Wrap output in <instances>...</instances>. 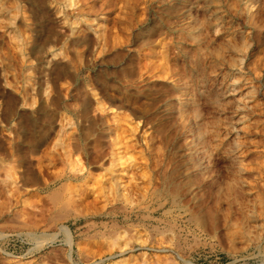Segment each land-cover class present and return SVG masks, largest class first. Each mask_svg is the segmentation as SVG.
Listing matches in <instances>:
<instances>
[{"label":"rangeland","instance_id":"1","mask_svg":"<svg viewBox=\"0 0 264 264\" xmlns=\"http://www.w3.org/2000/svg\"><path fill=\"white\" fill-rule=\"evenodd\" d=\"M66 1L0 0V264H264V0Z\"/></svg>","mask_w":264,"mask_h":264},{"label":"bare ground","instance_id":"2","mask_svg":"<svg viewBox=\"0 0 264 264\" xmlns=\"http://www.w3.org/2000/svg\"><path fill=\"white\" fill-rule=\"evenodd\" d=\"M76 0H68L66 1V3H69V6H73L75 4ZM68 6V4H67ZM68 6V7H69ZM72 8V7H71ZM63 11V10H62ZM1 26V25H0ZM73 28V27H72ZM2 29V28H1ZM21 52L23 53L22 49H21ZM60 51H56V50H53L51 52V55L54 57H57L58 55H60L59 53ZM24 55V53H23ZM48 63H50L48 61ZM122 130V132H121ZM122 127H118L117 128V133L118 131L120 132L119 135L117 136V139L116 141L114 142V146L117 147V150H113L114 152L110 153V155L112 154L113 155V158H112V155H111V162H110V168H107L105 169L108 173H109V179H107L106 181H104V178L105 176L103 177H100L99 180H97L96 182L99 184V187H98V190L100 191L99 194L105 198V202H108V203H111V202H116V203H124V204H127V205H132L133 203L136 202V200H138L139 197H141V199H143L145 201V199H147L150 195H149V192L146 190V189H142L141 188V185H139L138 183H132L131 181H137L136 178L134 177L135 175L134 174H130L128 173V176H132L131 179L129 180L128 183H124V174L127 173L128 171V168L127 166H125V162L124 160V155L123 157L121 156V154L123 153L121 150L122 149H127V143L125 145H123V140L125 138H121V135L123 134H126L128 131L124 130ZM116 133V134H117ZM146 133V132H145ZM115 134V135H116ZM116 138V137H115ZM132 146V145H131ZM97 152L95 153V157L93 158L92 157V161L94 163L96 162H100L102 160L105 159V157L107 156V152L105 150V147L104 145L100 142L97 144ZM121 151V152H120ZM70 152V151H69ZM67 151V149L64 147V155H65V160L68 162V168L64 171L63 174H61L60 176L57 177V179H59V181L61 180V183L62 181L66 180L69 183V188H68V196L70 195L69 197V203L71 204H76L79 206L82 205L84 203V200L82 199V193H81V186H79V184L71 187V182L72 181H77V180H82L83 178L85 179L86 178V174H83V171L84 169L82 168V164L79 160H71V153H69ZM64 157V156H63ZM64 160V159H63ZM101 163V162H100ZM118 166H120V168H117ZM131 168V167H130ZM132 173V172H131ZM141 173V172H140ZM147 174V173H146ZM90 175L89 174L87 176V178H90ZM100 176V175H99ZM56 177V176H55ZM53 178V177H52ZM130 178V177H129ZM60 183V182H59ZM67 183V182H66ZM93 188V187H92ZM61 190L64 191V189H67V186L66 188L63 189L60 188ZM83 190V189H82ZM88 190V189H87ZM85 192V191H84ZM89 192V191H88ZM87 192V193H88ZM57 193V192H56ZM90 193H93L95 194L96 191L95 190H92L90 191ZM61 194V193H60ZM85 194V193H84ZM67 195V194H66ZM86 195V194H85ZM98 195V194H97ZM57 198V197H56ZM65 198V196H64ZM68 199V198H67ZM140 199V198H139ZM65 200V199H64ZM61 201V200H60ZM66 202V201H64ZM95 204V203H94ZM84 205V204H83ZM109 205V204H108ZM66 206V205H65ZM77 206V207H78ZM105 206V205H104ZM103 206V207H104ZM80 207V206H79ZM97 208V207H96ZM100 208V207H99ZM70 209V208H69ZM104 209V208H102ZM141 209V207H140ZM81 210V209H80ZM103 213V212H102ZM135 215V214H134ZM86 217V216H85ZM56 218V217H55ZM78 219V217H76ZM131 218V217H130ZM77 222V221H76ZM80 222V221H79ZM82 222V221H81ZM132 224V223H131ZM68 227V226H67ZM64 230V229H63ZM118 231H116L115 235L117 236L116 239H112L113 242H111L112 246H119L120 244V241L121 239H124V234L122 236V232H119V229H117ZM128 230V229H127ZM71 231V230H70ZM58 234V233H57ZM68 234V233H67ZM105 234V233H104ZM125 234H128L126 231H125ZM129 235V234H128ZM56 236V235H55ZM105 236V235H104ZM109 236V235H108ZM95 237V236H94ZM141 237V236H140ZM137 240L139 241L140 238L138 237V234L136 236ZM56 239V238H55ZM71 240V239H69ZM97 240V239H96ZM111 240V241H112ZM136 240V241H137ZM108 241V240H107ZM137 241V242H138ZM141 241V240H140ZM144 241V240H143ZM91 242V241H90ZM93 242V241H92ZM99 242V241H98ZM97 242V243H98ZM101 242V241H100ZM109 243V241H108ZM131 243V242H130ZM72 244V243H70ZM86 244V243H85ZM90 244V243H89ZM93 244H95V241L93 242ZM125 244V243H124ZM123 244V245H124ZM128 244V243H127ZM162 244V243H161ZM105 245V244H104ZM103 245V246H104ZM74 246V245H73ZM83 246V245H82ZM100 246V245H99ZM101 246V247H103ZM123 247V246H121ZM125 248V246L123 247ZM132 248V247H131ZM110 249V248H108ZM127 252V251H126ZM123 253V252H122ZM121 253V254H122ZM125 253V252H124ZM104 254V253H103ZM146 253H144V256H145ZM167 257V256H166ZM146 258V257H145ZM143 259V258H142ZM112 260V259H111ZM148 260V259H147ZM65 261V260H64ZM126 261V260H125ZM127 262V261H126ZM133 263V262H132ZM148 263V262H147ZM78 264V263H77ZM90 264V263H89ZM94 264V263H93ZM136 264V263H135Z\"/></svg>","mask_w":264,"mask_h":264}]
</instances>
